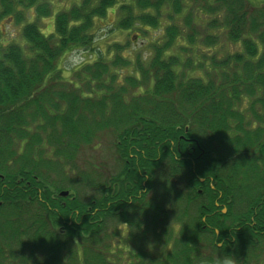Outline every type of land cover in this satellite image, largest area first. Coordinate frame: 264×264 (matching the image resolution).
I'll return each instance as SVG.
<instances>
[{"label": "trees", "instance_id": "trees-1", "mask_svg": "<svg viewBox=\"0 0 264 264\" xmlns=\"http://www.w3.org/2000/svg\"><path fill=\"white\" fill-rule=\"evenodd\" d=\"M116 4L148 54L65 79ZM104 131L116 171L77 168ZM0 173V264H264V2L0 0Z\"/></svg>", "mask_w": 264, "mask_h": 264}, {"label": "rangeland", "instance_id": "rangeland-1", "mask_svg": "<svg viewBox=\"0 0 264 264\" xmlns=\"http://www.w3.org/2000/svg\"><path fill=\"white\" fill-rule=\"evenodd\" d=\"M77 0H54V3L56 4V9L64 8L68 9L71 7L73 3H76ZM256 4L263 3L264 0H250ZM118 4L108 8L106 10V13L104 16L95 18V25L92 29V33L94 36V41L92 43V51L91 50H83L82 48H75L71 51L64 54V56L61 58L59 64L62 68V74L65 79H68L70 74L69 70L77 64H79L82 61H89L92 60L96 55L98 51H101L102 53H105L108 56V46H112L113 43H120L126 45V51L124 50L123 55L127 56L129 55L130 58L133 55V53H139L142 56H146L149 52V48L147 47V40L149 39V36L140 35V38L136 40V36L134 34H137L134 29H122L118 26L117 21L120 17L117 10ZM37 23L41 26V29L45 32H49L52 30V19L51 17L47 18H40L36 20ZM7 37L11 38L16 32L15 29L11 27H6ZM129 51L131 52L130 54ZM64 79V80H65ZM94 142H97L95 145L92 146H84L81 147L79 150V153L77 154V157L74 159L75 164L77 165V168L80 170H86L87 164H99V167L104 168L105 175L114 173L117 169L116 164L117 162L115 159L117 158L115 152V148L113 146L114 140L112 139V136L107 132H102L99 134V136L94 139ZM112 144V145H111ZM50 147H46L48 149ZM44 150V149H43ZM39 158V157H37ZM52 162V161H49ZM41 163V162H40ZM93 164V165H94ZM110 164H112V167H110ZM70 170L73 171L72 165H67V168H64L65 173L69 175H75L77 173H72ZM103 172V170H102ZM51 174H54L50 172ZM60 175V174H59ZM57 177V176H56ZM124 233V232H123ZM264 262V250L260 251V260L259 263Z\"/></svg>", "mask_w": 264, "mask_h": 264}, {"label": "clouds", "instance_id": "clouds-1", "mask_svg": "<svg viewBox=\"0 0 264 264\" xmlns=\"http://www.w3.org/2000/svg\"><path fill=\"white\" fill-rule=\"evenodd\" d=\"M215 243L217 245V241H215ZM222 244H223V241H220L219 245L217 246H221ZM40 259H42V257H40ZM203 264H235V261L232 257L224 255L221 257L214 258L211 261L205 259L203 260Z\"/></svg>", "mask_w": 264, "mask_h": 264}, {"label": "flooded vegetation", "instance_id": "flooded-vegetation-1", "mask_svg": "<svg viewBox=\"0 0 264 264\" xmlns=\"http://www.w3.org/2000/svg\"><path fill=\"white\" fill-rule=\"evenodd\" d=\"M3 179H4V176L0 173V180H3ZM9 181H11V180H9ZM9 181H8V182H9ZM2 186H6V184L3 183ZM153 191H154V190H153Z\"/></svg>", "mask_w": 264, "mask_h": 264}, {"label": "water", "instance_id": "water-1", "mask_svg": "<svg viewBox=\"0 0 264 264\" xmlns=\"http://www.w3.org/2000/svg\"><path fill=\"white\" fill-rule=\"evenodd\" d=\"M60 193H61L62 195H65V194H67V191H61ZM222 211L224 212L225 209H223Z\"/></svg>", "mask_w": 264, "mask_h": 264}]
</instances>
